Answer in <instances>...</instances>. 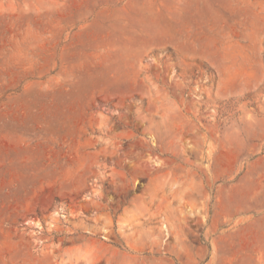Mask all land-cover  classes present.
I'll use <instances>...</instances> for the list:
<instances>
[{
	"label": "rangeland",
	"instance_id": "374dc122",
	"mask_svg": "<svg viewBox=\"0 0 264 264\" xmlns=\"http://www.w3.org/2000/svg\"><path fill=\"white\" fill-rule=\"evenodd\" d=\"M0 264H264V0H0Z\"/></svg>",
	"mask_w": 264,
	"mask_h": 264
}]
</instances>
